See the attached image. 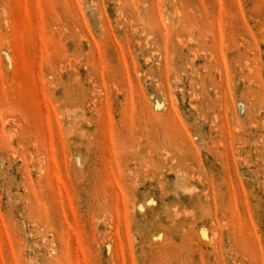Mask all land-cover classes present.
<instances>
[{"label":"rangeland","instance_id":"obj_1","mask_svg":"<svg viewBox=\"0 0 264 264\" xmlns=\"http://www.w3.org/2000/svg\"><path fill=\"white\" fill-rule=\"evenodd\" d=\"M0 264H264V0H0Z\"/></svg>","mask_w":264,"mask_h":264}]
</instances>
